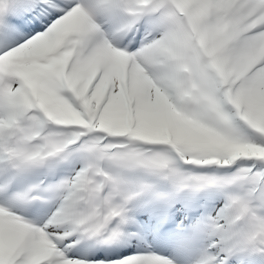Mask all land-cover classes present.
I'll return each instance as SVG.
<instances>
[{"label":"snow or ice","instance_id":"6c2138e0","mask_svg":"<svg viewBox=\"0 0 264 264\" xmlns=\"http://www.w3.org/2000/svg\"><path fill=\"white\" fill-rule=\"evenodd\" d=\"M0 264H264V0H0Z\"/></svg>","mask_w":264,"mask_h":264}]
</instances>
